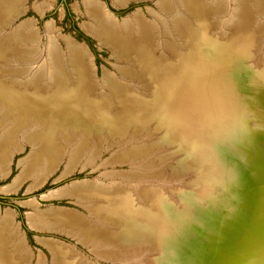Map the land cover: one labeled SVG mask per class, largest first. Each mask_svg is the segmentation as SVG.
Instances as JSON below:
<instances>
[{"label":"bare ground","instance_id":"1","mask_svg":"<svg viewBox=\"0 0 264 264\" xmlns=\"http://www.w3.org/2000/svg\"><path fill=\"white\" fill-rule=\"evenodd\" d=\"M27 1L0 0V173H9L27 141L33 148L18 179L32 177L33 187L64 159L69 174L80 162L96 164L103 149L118 145L103 165L129 161L141 169L112 170L106 177L148 183H76L68 194L88 213L54 209L44 213L48 223L104 250L106 257L137 254L126 264H138L146 249L148 259L141 264H250L253 232L261 229L264 236V156L252 155L262 147L257 140H264V87L248 88L252 96L241 97L220 67L228 62L222 52L243 53L264 83V0H157L153 17L138 11L123 23L100 0H86L85 28L117 60V74L105 70V79H98L81 44L70 40L63 49L54 33L50 64L37 29L28 21L14 27ZM45 6L37 8L44 12ZM218 26L230 31L225 38ZM207 44L222 49L196 54ZM157 51L165 66L157 62ZM243 72L249 75V68ZM113 100L130 105L115 108ZM128 118L145 121L139 126L144 131ZM252 120L255 128L249 127ZM168 163L173 167L167 174ZM257 163L258 173L248 174ZM156 166L162 168L150 170ZM167 175H189L191 185L209 184L211 193L181 197L159 183ZM236 189L249 198L242 207L246 215L237 212L242 198L235 193L217 196ZM138 198L147 200L145 210ZM7 216L0 212V264H30L13 216ZM42 219L31 218L37 226L45 224ZM55 247V264H79L73 250Z\"/></svg>","mask_w":264,"mask_h":264},{"label":"rangeland","instance_id":"2","mask_svg":"<svg viewBox=\"0 0 264 264\" xmlns=\"http://www.w3.org/2000/svg\"><path fill=\"white\" fill-rule=\"evenodd\" d=\"M100 1L105 4L109 12H111L120 23H123L127 18L133 17L134 14L138 11H142L148 18L153 17V15L151 14V10L156 8V2H157V0H147V1L131 0L125 5H119L116 2V0H100ZM85 2L86 0H28L25 6L26 8L25 12L16 19L14 27L16 25L21 24L22 22H26V21L30 22L31 25H33V27H35L39 33V38H38L39 44L44 51L46 50L45 51L47 52L46 56H48V52L50 51L49 50L51 45L50 35H52L53 33L54 34L52 36H56V39L62 45L63 49L67 50V43L70 40L76 41L79 45L81 44L80 46L83 47V49H85V51L89 55L94 65V69L96 71V75L98 76V79H103V78L105 79V73H104L105 70L117 74L118 72L116 70L117 60L112 52V49L107 44L101 43L97 38V36L90 33L85 28V24L88 21V18L85 14L86 13ZM234 3L235 2L232 1V5H231L232 11H234L233 9ZM39 4H43L44 6L45 5L47 6V7L45 6L44 8L45 9L44 12H40L38 10L37 7ZM51 26L53 27V30H51ZM221 26H218L217 28L219 29V32L223 33L225 38L228 32L230 31L228 30L227 27H225L227 28V30L225 31V28L224 27L222 28ZM50 32L51 34H49ZM208 36L215 38L212 35H208ZM95 37L97 38V40L95 39ZM205 46L206 47L199 46L198 50L196 51V54L200 52V54L206 56L207 54L209 55L212 54L213 50L222 49L220 48V46H218L219 48L212 47L211 45L209 46L208 44ZM192 51L194 50L192 49ZM222 53L224 54L225 58H228V62L224 63L225 62L224 60L222 63L223 66L220 67V70H222V72L225 74H229L228 76L229 80L231 78L234 81L233 84L232 80H230L234 85V88L238 89V94L241 97L252 96L245 91L248 88H252V87L257 88L258 86L264 87V83L260 82L262 79H259V77L252 74L253 72H255L253 70L256 69L257 67L253 69L249 67L252 62H250V64L249 63L247 64V62L243 58L244 57L243 53L241 54L236 52L235 53L236 55L234 54V56L226 55L225 52ZM48 57H49L48 61L51 64L53 61L50 53ZM155 58H157L158 60L157 62L160 65H164L163 59L161 60L159 51L155 53ZM217 62L215 63L221 65L220 61ZM209 67L211 66L208 64L207 65L203 64L202 66V68L204 69H208ZM246 68H249V75L243 72V69ZM246 78H250L253 80L259 79V81H253L255 83L249 81L248 84H243L244 83L243 80H245ZM120 102L121 103H119L118 100L116 101L113 100L111 105L115 108H120L123 107L124 105L125 106L130 105V102H128V100L127 102L124 100L123 101L120 100ZM127 120H133L131 125L135 126L136 128H139V131L142 132L144 131L140 127L144 125L145 121L141 122L138 119H134V118L133 119L128 118ZM249 125H250L249 127H252L253 125L256 126L254 120H252V123ZM254 126L252 128H255ZM135 127L132 128L133 133L135 132L136 129ZM1 134L2 132H0V137ZM260 139H258L256 143L257 146L262 145L259 152L257 151L256 153L255 151H252V155L255 157L257 156V154L264 156V140H260ZM24 144L27 145L22 150H19L20 152L17 151L14 154L10 164L9 173H7L6 175L0 173V212L3 216H5L7 213H8L7 217L13 216L14 225H16L18 229L17 232L18 233L17 236L19 237L18 240H22L24 242V249L27 252V255L30 259V264H55V261H57L55 244H57V247L62 246L64 248H68V249L70 248L71 250H73L72 251L73 254L75 253L76 256L79 257V264H90V263L91 264H126L129 261L134 262L135 258L133 257L137 256V254L136 255L132 254L128 256L117 255L113 258L106 257V254L103 252L104 251L103 249L101 253L99 252L100 250L99 248H98L99 250H96L97 249L96 247L84 242L77 235L71 234L68 231L63 230L54 223H48V220L44 219L47 218L45 217L44 213L54 209L67 210L68 213H72L71 210L73 211L76 210L81 213H88L84 208V206L78 202L75 196L68 194V189H70V187L76 183L82 184L83 182L85 183V181L93 182V183L99 182L102 186H104V184L109 185L110 183L115 184L117 182L121 185L133 184L136 186L137 184L138 187H141V185L148 182L137 181V183L136 182L134 183L131 182L132 180L120 182V178H112V177L109 178L108 176L106 177L107 175L106 173L112 170H123L130 172L137 166H138L137 168H139L140 164L139 163L132 164L129 161H123L120 163H116L114 165L113 164H109L106 166L103 165L104 163L108 162V159L114 153L115 149L119 148L118 145H115L112 150L107 149V151H105L103 149L101 153V157L99 156V161H97L96 164H92V165L90 164L86 166L84 162H80L75 168H73V170L69 174L66 173V167L69 164L68 163L69 161L68 159H64L55 170L49 173V176L47 174V177L40 185L33 187L35 180H33L32 177H28L22 181H19L18 179V177H20L23 171V167H24L23 161L25 158H28L33 148V145L29 144L28 141L25 142ZM221 154L223 155V153ZM174 164L175 162L173 163V166ZM212 164H214L213 161ZM173 166H171V164L169 163L166 164L163 172L167 174L170 173ZM161 168L162 166L159 167L156 166L155 168H151L150 170L156 171L157 169H161ZM259 168L260 165H258V163L257 165L253 164L252 167H250L249 170H247V173L257 174ZM140 169L141 168H139L138 170ZM195 176H198V174H196ZM192 177H194V175ZM190 181H194V180H190L189 175L181 178L179 176L172 177L171 175H167V177H163L161 182L159 183L163 185L168 184L170 186V190L168 189L169 192L184 193V196L181 197H186L187 199L195 195H198V193L201 192L211 193V191L209 192V190L206 191L207 188H210L209 184L205 186H200V185L196 186L193 184L191 185L189 183ZM153 182L159 184L156 181ZM182 189L183 192H181ZM241 192H242L241 189L240 190L236 189L234 191H226V192L221 191L220 194L217 196H220V199H224L226 197V193H235L239 199L242 198V202L237 203L238 207H236V210L238 213L246 215L245 212H242L243 210L242 207L244 208V202L248 204L249 198L247 197L246 193L243 194ZM242 195L245 199L242 197ZM173 200H175L176 202L177 201L176 197L169 198L170 205L172 202L175 204ZM146 201L147 200L145 198L143 199L141 198L140 200L138 198L137 206L138 207L143 206V210H145L147 208ZM171 206H173V204ZM144 212L146 215H150L149 212L146 211ZM33 215L35 216L42 215L43 217L42 220L43 223L45 224H42V226H37V224L31 220ZM250 215H252V213H250ZM253 233L255 237L254 241L255 240L256 241L255 242L253 241L254 243L252 246L254 247H252V250L254 251L249 263L264 264V236L262 234L261 229H258L256 230V232ZM201 238L203 239L200 240L201 245L206 246V244L208 243L204 241L206 237L203 235L201 236ZM112 248L113 247L109 246L107 249L108 251H110ZM144 251L146 252V254L144 253L143 255L138 254V256L141 255V257H137L136 262H138V264L139 263L141 264V262L144 261L145 258L148 259L147 251H149V249L148 250L146 249ZM143 263L146 264V262Z\"/></svg>","mask_w":264,"mask_h":264},{"label":"water","instance_id":"3","mask_svg":"<svg viewBox=\"0 0 264 264\" xmlns=\"http://www.w3.org/2000/svg\"><path fill=\"white\" fill-rule=\"evenodd\" d=\"M95 39L97 40V38L95 37Z\"/></svg>","mask_w":264,"mask_h":264}]
</instances>
